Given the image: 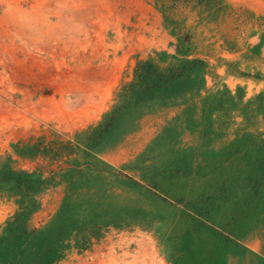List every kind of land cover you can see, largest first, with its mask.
<instances>
[{
  "label": "rangeland",
  "instance_id": "rangeland-1",
  "mask_svg": "<svg viewBox=\"0 0 264 264\" xmlns=\"http://www.w3.org/2000/svg\"><path fill=\"white\" fill-rule=\"evenodd\" d=\"M0 264H264V0H0Z\"/></svg>",
  "mask_w": 264,
  "mask_h": 264
}]
</instances>
